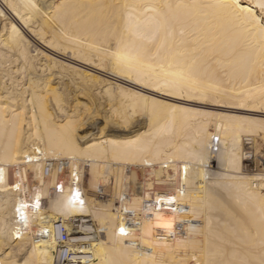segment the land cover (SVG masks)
I'll list each match as a JSON object with an SVG mask.
<instances>
[{
	"label": "bare ground",
	"instance_id": "obj_1",
	"mask_svg": "<svg viewBox=\"0 0 264 264\" xmlns=\"http://www.w3.org/2000/svg\"><path fill=\"white\" fill-rule=\"evenodd\" d=\"M261 5L0 0V264H54L53 240L34 234L70 217L88 218L78 231L66 225L71 234L94 233L76 248L88 256L80 264H264V173L243 172L255 137L264 136ZM61 70L70 72V83L73 75L81 83L105 78L118 93L104 88L120 123L140 111L146 126L91 136L86 103L61 105L50 78ZM48 158L70 163L72 181L58 192L57 168L43 176ZM17 164L20 180L10 183ZM129 166L148 169L144 187L128 189ZM28 170L30 187L23 185ZM31 189L43 203L25 211L30 225L20 234L18 191ZM73 192L81 193L76 202ZM152 193L158 206L146 208ZM123 211L139 219L133 232H126ZM180 225L171 238L157 236Z\"/></svg>",
	"mask_w": 264,
	"mask_h": 264
},
{
	"label": "rangeland",
	"instance_id": "obj_2",
	"mask_svg": "<svg viewBox=\"0 0 264 264\" xmlns=\"http://www.w3.org/2000/svg\"><path fill=\"white\" fill-rule=\"evenodd\" d=\"M55 71H57V72L59 71L60 72L59 69H55ZM63 72L64 71L61 70V73L60 74H57L56 73V75H58V76H54L53 75L52 77H50L51 79H53V80H51V83H52V85L55 88L57 87L56 90L59 89L58 92L61 93L60 94L61 99H62L61 105H66L67 103L69 105V103H70L69 106H73L76 103H79L80 105L86 103L85 105L89 107V108L87 107V109H90V110H89V112H87V113H89V115H88V119H86L88 121H86L87 123L84 125V130L85 131L87 130L90 134H92L91 136H93L94 134H96V135L97 134L98 135L99 134H106L107 135V133L108 134H112V133H114V131L122 132L124 129L123 128L120 129L119 128L120 126L126 128L128 130L131 129L132 126H133L132 129L138 127L139 125H140L139 127H141V126L142 127H145L146 126V124H147V114L144 113V112H140V111H136L135 112L136 114L133 115V116H131V119L132 120L130 119V121L127 122V125L126 126H124L123 123H120L121 122V118H120L121 115H120V113L118 111H114L115 108H113L114 107L113 106V103L112 102H108L109 100H108V98H106L107 95L104 94V90L105 89H108V92L110 91V92H112V94L115 93V95H118V93H116V91L114 89H111L110 90V88L106 87L107 86V81H105L106 83L104 82L105 78L102 77L103 80H102V78H100L101 76L99 77L101 80L98 79V77L97 78H94L95 79L94 80L95 82L92 79H90L91 81L90 80H88V81L85 80L84 82L82 81V83L84 84V85H82L80 79L78 81V78H75L74 77L75 75L71 74V76L73 75V78L76 79V81L74 80L75 83L78 81L76 83V85H72V84H74V81L70 83V81H72L71 80L72 78L69 77L70 72L69 71L67 73L65 72L64 73L65 75L63 74ZM60 75H62V76H60ZM63 76H65L66 78H64ZM57 77H59V78H57ZM67 77L69 78V80H68ZM55 78L56 79H59L60 81L59 80L56 81ZM98 80H100V81H98ZM96 81L98 82L97 84H95ZM79 83H81L80 85L82 87L79 85ZM103 83H105V85ZM86 84L91 85V87L89 86L90 87L89 88L90 90L89 89H86V88H88L86 86ZM93 84L95 86L97 85V88ZM84 86L86 88L83 90ZM93 86H94L95 89L92 88ZM98 88H99V90H98ZM61 89H62V92H64V94H66V95H64L61 92ZM86 90H89V91H86ZM98 91H99L100 94H98ZM95 92L98 94V96H97V94H95ZM62 94L64 95L65 98L63 97ZM67 96H68V98H66ZM119 97H120V95H119ZM65 99L66 100L68 99L67 102H65L66 101ZM217 104H220V103H217ZM188 107L194 108V109H201V110H204V111H207V112L222 113V114H228V113H230L229 112V108H226V107L219 108V107H217L215 105H213V106L212 105L197 106V105H193L192 104V105H188ZM96 111H97V114H95ZM117 112L120 115L119 117H118V113ZM93 113L95 114V116L92 118V114ZM102 115H103V118L105 119V120H103L104 125L102 124ZM105 117H107L108 119L105 118ZM106 120H108V121H106ZM111 121H113L114 123L111 122ZM118 129H120V130L118 131ZM253 152H254V155L256 157L255 168H252L251 170H248V171L247 170H243V172L246 171L245 173H247V174L264 173V170H263V167H262L261 161H260V158H264V136L257 134V136L255 137V145H254V148H253ZM210 162H212V160H210ZM213 164H215V163H213ZM18 165L19 164L15 165L12 169L11 168L9 169L10 170V173H9L10 183L13 182L12 177L15 178V181H17V182H18V180H20V178H19L20 175L18 176L16 173L13 172V169L15 170L16 168L19 167ZM210 165H212V164H210ZM42 167H43V165H42ZM129 167H130V170H132V176L129 179V187H128V189L134 191L138 187H144L145 183L148 182V179L150 177V176L148 177V173H149L148 172V169L146 167H141V166H129ZM245 169H246V167H245ZM28 172H29V173H27V178L29 176L28 182L30 184H34L35 180L31 177L32 176L31 175V170H28ZM68 172H69V167H68V171L64 170V171L61 172V175H60L61 176V179L60 180L63 181V183H61V185H59L60 186L59 188H62L63 186L67 185L70 181H72V180H70V173H68ZM14 174H16V177H14L15 176ZM57 185H58V171H57ZM263 185H264V182H263ZM258 187H259V185L257 183V188ZM262 192H264V190H262Z\"/></svg>",
	"mask_w": 264,
	"mask_h": 264
},
{
	"label": "built area",
	"instance_id": "obj_3",
	"mask_svg": "<svg viewBox=\"0 0 264 264\" xmlns=\"http://www.w3.org/2000/svg\"><path fill=\"white\" fill-rule=\"evenodd\" d=\"M250 141L245 142V146L247 148L250 147ZM215 147V146H213ZM250 150V149H249ZM248 153V151H246ZM247 156V155H246ZM247 162L245 163L246 169L245 170H251L252 168H255V161L256 157L254 154H248ZM42 167V172L44 178H48L49 175L53 172L54 167L58 170V185L55 187L56 192L59 191V185L63 183L61 181V172L66 170L68 171V167L70 163L68 160H55V159H44ZM69 173V172H68ZM29 178V176H28ZM27 181L23 185H28L29 187L31 184ZM181 181V180H180ZM23 185H20V188L22 190ZM18 191V193L21 196L20 203L16 207V214H15V230L17 233L22 234L24 233L27 228L25 225H30V222H28L27 214L25 215V211L29 212H37L41 208V205L43 203V199L40 197L38 198L36 194H33L35 189H31L30 193H24L22 191ZM127 196V194H125ZM81 196V193L77 194L75 192L72 193V199L73 201H77L78 197ZM80 205L82 202H79ZM159 200H156V196L154 193H152V196L146 200L145 207H151V206H158ZM164 208V206H163ZM28 212V214H29ZM124 213V223L128 230L126 232H133L134 229L137 228L139 224V219L135 216V213L133 211H123ZM86 219L88 218H81V217H70L67 220L62 221L61 219L55 220L51 225V228L45 229L34 234L35 237L40 239H52L55 245V248L52 252V261L54 264H80L83 261L87 260L88 256L85 253H80V250H77L76 248L78 246H83L84 244L87 245L90 240L94 238V233H75V235L71 234V232L68 231V227L72 230H77V225H82L85 223ZM68 225V227H66ZM182 232V226H177L173 233H171V236H169V233L164 232V230H160L157 232V236L159 238H171L174 233H181Z\"/></svg>",
	"mask_w": 264,
	"mask_h": 264
},
{
	"label": "snow or ice",
	"instance_id": "obj_4",
	"mask_svg": "<svg viewBox=\"0 0 264 264\" xmlns=\"http://www.w3.org/2000/svg\"><path fill=\"white\" fill-rule=\"evenodd\" d=\"M261 7H264V5H261ZM77 196H78V194H77ZM162 226L168 227L169 225H162ZM120 231H121V233H124L125 232V230L123 228H121Z\"/></svg>",
	"mask_w": 264,
	"mask_h": 264
}]
</instances>
